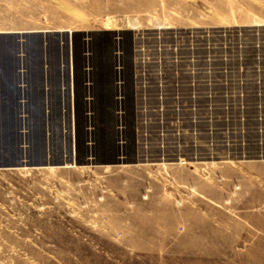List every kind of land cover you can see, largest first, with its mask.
I'll return each mask as SVG.
<instances>
[{
    "label": "rangeland",
    "instance_id": "374dc122",
    "mask_svg": "<svg viewBox=\"0 0 264 264\" xmlns=\"http://www.w3.org/2000/svg\"><path fill=\"white\" fill-rule=\"evenodd\" d=\"M0 264H264V0H0Z\"/></svg>",
    "mask_w": 264,
    "mask_h": 264
},
{
    "label": "water",
    "instance_id": "95a60500",
    "mask_svg": "<svg viewBox=\"0 0 264 264\" xmlns=\"http://www.w3.org/2000/svg\"><path fill=\"white\" fill-rule=\"evenodd\" d=\"M90 52V51H89ZM99 68V66H93V71H97V69ZM85 75V74H84ZM84 79H86V77L84 76ZM43 80V79H42ZM92 84V87H91V89L89 88H85V91H88V92H92L93 91V93H95L97 96H98V91H100L101 90V85H100V83H98V81H96L95 82V80L93 81V83H91ZM44 85V84H43ZM42 85V86H43ZM42 89H43V87H42ZM111 89H112V87H111ZM42 93L44 94V91H42ZM92 94V93H91ZM47 101V99H46V97L44 98V96H43V101H42V103H43V105H42V107H43V109H44V107H45V102ZM90 101H92V103H84L83 104V112L85 111V113L87 114L88 112H90V116H91V118H98L99 117V113H98V110H97V105H98V98L96 97V98H93V96H92V98L90 97ZM73 102H74V99H73ZM113 108V105L111 106V109ZM43 112H44V110H43ZM112 113V110H110V114ZM95 124H97V125H95V127H94V129L96 128V130H99L98 128L99 127H97L98 126V120L96 119V121H95ZM102 127H104V125L102 126ZM46 137V133H44V138ZM92 153V152H91ZM76 154H77V152H76V148H75V151H74V155L76 156ZM92 155V154H91ZM86 157H88V158H84V160L85 159H87V161H93L94 160V157L93 156H90V153L89 154H87L86 155ZM76 159V158H75ZM82 161V160H81ZM69 162H72L71 161V158H70V160H69ZM75 163L77 164V165H79V164H83L84 163V161L83 162H78L77 160H75ZM93 163V162H92ZM95 165H102V164H98L97 162H96V164Z\"/></svg>",
    "mask_w": 264,
    "mask_h": 264
},
{
    "label": "crops",
    "instance_id": "0c3cea01",
    "mask_svg": "<svg viewBox=\"0 0 264 264\" xmlns=\"http://www.w3.org/2000/svg\"><path fill=\"white\" fill-rule=\"evenodd\" d=\"M246 168H248V169H253V168H255V165H252V164H250V165H246ZM238 173V172H237ZM192 177H191V175L190 176H188V181L190 182V183H193V185L195 186V185H197L200 189H202L203 190V193H204V196L205 197H209L210 199L212 198V197H218V198H221V197H223L224 196V193H222L220 190H213V188H212V185L211 184H207V183H203V186L202 185H200V184H198L196 181V178L195 177H193L192 179H191ZM224 187V186H223ZM224 189V188H223ZM207 213H211L212 212V207L210 206V205H208V209L207 210H205ZM189 212H192V213H196V212H198V211H196V210H192V211H190L189 210Z\"/></svg>",
    "mask_w": 264,
    "mask_h": 264
}]
</instances>
